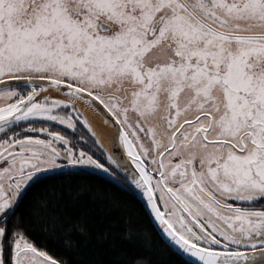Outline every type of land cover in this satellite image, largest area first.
<instances>
[{
  "label": "snow or ice",
  "instance_id": "obj_1",
  "mask_svg": "<svg viewBox=\"0 0 264 264\" xmlns=\"http://www.w3.org/2000/svg\"><path fill=\"white\" fill-rule=\"evenodd\" d=\"M0 99V264H66L17 207L38 173L88 167L134 186L185 264H264V0H0Z\"/></svg>",
  "mask_w": 264,
  "mask_h": 264
},
{
  "label": "trees",
  "instance_id": "obj_2",
  "mask_svg": "<svg viewBox=\"0 0 264 264\" xmlns=\"http://www.w3.org/2000/svg\"><path fill=\"white\" fill-rule=\"evenodd\" d=\"M17 213L31 241L66 264H185L120 176L46 174L27 186Z\"/></svg>",
  "mask_w": 264,
  "mask_h": 264
},
{
  "label": "water",
  "instance_id": "obj_3",
  "mask_svg": "<svg viewBox=\"0 0 264 264\" xmlns=\"http://www.w3.org/2000/svg\"><path fill=\"white\" fill-rule=\"evenodd\" d=\"M53 94H56L55 92H52ZM39 98V97H38ZM83 103V102H81ZM84 104V103H83ZM86 105V104H85ZM87 106V105H86ZM90 108V107H89ZM92 109V108H91ZM93 112L96 114V116H98V120L96 121V124L99 125L101 127L100 129V133L103 135L104 137V140L106 141V145L104 143H102L101 139L95 134V138L99 140L100 144L103 146V149L102 150H106V151H112V147H111V138H112V132H113V129H112V125L111 124H108L104 118L98 113L96 112L94 109H92ZM84 117V116H83ZM85 119V118H84ZM87 131L88 129L85 128ZM93 131V130H92ZM94 132V131H93ZM95 133V132H94ZM90 134V133H89ZM118 153H119V156L121 157L122 159V162L130 167V168H133L134 166L131 165V161L130 159H128V157L126 156V153H124L123 151V148L122 147H119L117 149ZM115 165H112V168L115 169ZM104 172V171H103ZM105 173V172H104ZM106 175H108L109 177L113 178L112 175H110L109 173H105ZM114 179V178H113ZM125 184V183H124ZM125 186L127 188H129L133 193L134 195L136 196V198L139 200V202L142 204L144 210L146 211L156 233L158 234V236L160 237V239L162 240V242L167 245L171 250H173L169 244V240L168 238L166 237V235L163 233V230L162 228L159 226V223L157 221H155L154 217L150 214L149 210L146 208L145 204V199L142 197V195L137 191L135 190L134 186H130L128 184H125ZM174 251V250H173ZM175 252V251H174ZM176 253V252H175ZM181 257V256H180ZM182 258V257H181ZM183 259L186 261L188 259V257H183Z\"/></svg>",
  "mask_w": 264,
  "mask_h": 264
},
{
  "label": "bare ground",
  "instance_id": "obj_4",
  "mask_svg": "<svg viewBox=\"0 0 264 264\" xmlns=\"http://www.w3.org/2000/svg\"><path fill=\"white\" fill-rule=\"evenodd\" d=\"M78 107L84 118L88 121L89 125L91 126V129L101 139L102 143L106 145V141L104 140L103 135L100 133L101 127L96 124V121L98 120V116H96V114L93 112L91 108H89L88 106H86L81 102L78 104Z\"/></svg>",
  "mask_w": 264,
  "mask_h": 264
},
{
  "label": "rangeland",
  "instance_id": "obj_5",
  "mask_svg": "<svg viewBox=\"0 0 264 264\" xmlns=\"http://www.w3.org/2000/svg\"><path fill=\"white\" fill-rule=\"evenodd\" d=\"M52 95H56V94H53L52 93ZM3 103H4V101L2 100V99H0V106H2L3 105ZM47 123H50V124H57V125H59L58 123H56V122H47ZM59 126H63V125H59ZM63 127H65V126H63ZM37 135H40L42 138H45V139H47V135L46 134H41V133H37ZM45 136V137H44ZM105 161H106V159H105ZM107 163V162H106ZM86 169H89V170H94V171H103V170H99V169H95L94 167H88V168H86ZM58 171V170H57ZM45 175V174H49L48 172H44V173H38L37 174V177L38 176H41V175ZM34 179H36V178H34ZM32 182V181H31Z\"/></svg>",
  "mask_w": 264,
  "mask_h": 264
},
{
  "label": "flooded vegetation",
  "instance_id": "obj_6",
  "mask_svg": "<svg viewBox=\"0 0 264 264\" xmlns=\"http://www.w3.org/2000/svg\"><path fill=\"white\" fill-rule=\"evenodd\" d=\"M78 124H80V121H78ZM80 126H81V124H80ZM51 127H52V130H61V131H67V132H71V130H68V129H66L65 127H63V126H59V125H57V124H51ZM82 127V126H81ZM83 128V127H82ZM84 130V129H83ZM84 132H85V130H84ZM27 134H35V135H37V133H31V132H29V133H27ZM141 135H143V134H141ZM45 137V136H44ZM97 156H99V153H97ZM101 158V157H100ZM101 160H103V161H105L103 158H101ZM46 175V174H45ZM42 176H44V174L43 175H41V176H38V177H42ZM38 177H36V178H38ZM161 207H163L162 205H161Z\"/></svg>",
  "mask_w": 264,
  "mask_h": 264
}]
</instances>
